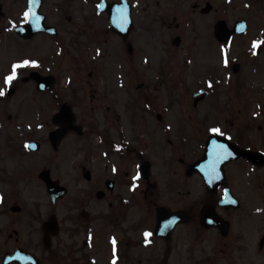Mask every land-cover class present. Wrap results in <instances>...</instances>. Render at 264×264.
<instances>
[{"label": "flooded vegetation", "instance_id": "obj_1", "mask_svg": "<svg viewBox=\"0 0 264 264\" xmlns=\"http://www.w3.org/2000/svg\"><path fill=\"white\" fill-rule=\"evenodd\" d=\"M163 1L0 0V264H264V0H229L231 21L188 0L167 23L186 0ZM159 20L165 57L142 61L203 69L189 108L121 72L153 56Z\"/></svg>", "mask_w": 264, "mask_h": 264}, {"label": "rangeland", "instance_id": "obj_2", "mask_svg": "<svg viewBox=\"0 0 264 264\" xmlns=\"http://www.w3.org/2000/svg\"><path fill=\"white\" fill-rule=\"evenodd\" d=\"M160 7L155 6L154 7V13L155 14H160L161 9H163L164 6V1L163 0H158ZM191 1L186 0V4H182L180 5L179 2L176 3V5L178 6V8L176 10H173V5L172 3H170V7L168 10V13H166L164 15V19L165 22L167 23L168 21H172V14L176 15L177 18L176 20H179L180 22L184 19V16L182 14H180V9H183V7H185L186 5H189ZM218 6H219V11L221 12L220 15H224L226 16L227 20L231 21L233 17H229L230 14V5H232V2L230 3L229 0H217ZM240 4H243V0L239 1ZM243 8L239 7L234 9L236 13L240 12ZM251 21L253 22L252 24L254 26H258V20L259 17L257 15H253L251 18ZM193 33H196L193 32ZM192 33V34H193ZM173 34V29L171 28H167L166 25H160V20L157 23V21L155 22V27H154V45L152 47V55L150 56L148 54L147 49H142V53H139L138 55V62L139 65H136V68L133 67H126V65L123 66V68L121 69V72L123 74H127L131 77L132 81L131 83L133 84V86L136 85V83L140 82V81H148V84L153 83L159 86V80H163L164 82H166L165 84L161 85L160 89H165L164 87H168L169 89L172 90L171 92V96L169 98L170 102H171V109L180 107V106H184V107H191V91L193 90L194 87H196V85L198 84H204L205 82V74H203V69L200 68H196V72L198 74H202V75H198L195 71L192 72H184L185 70L182 69L180 71H175V72H169V70H167L166 73H163V76L161 78H159L158 76H152L153 74V69L154 66H150L149 64H146L142 61V58L144 57V55L148 58H156V57H165L163 54V51L160 49H157L156 47H159L158 45L163 43V42H169L170 41V37ZM189 34V33H188ZM170 46V45H169ZM23 52H32L33 50H31L28 47H25L22 49ZM141 51V50H140ZM179 54H178V53ZM176 55L175 57H177V60H179V62H182L180 58L184 57L182 55V52L179 50L176 51ZM181 53V54H180ZM5 54V53H4ZM155 54V55H154ZM192 58H194V55L192 56ZM208 58H210V56H208ZM110 60V59H108ZM106 62V63H105ZM175 61H172L171 64H174ZM55 67V65H53L52 69ZM156 68V65H155ZM91 69H96L97 73H105V74H110V73H119L120 71L117 69V67L114 64L109 63L108 61H104L103 64H98L96 66L91 65ZM179 70V68H177ZM127 70V71H126ZM186 74L184 77L183 75ZM192 74V75H191ZM199 76V78H198ZM201 76H204V78H202ZM126 90V88H124V91ZM174 90V91H173ZM178 91V93L175 94V92ZM125 95V94H124ZM127 96V95H126ZM175 97V98H174ZM14 98V97H13ZM130 98H132V95L129 94L127 101L130 100ZM12 104V103H11ZM203 105V111L205 112L204 117H203V121L205 123H210L214 120V111L212 108H207L211 106V95L210 97H207V99L205 101H203L201 103ZM170 109V110H171ZM2 110H0V121L2 120V116H4V113H1ZM171 113V112H170ZM1 248V247H0ZM0 259H1V252H0Z\"/></svg>", "mask_w": 264, "mask_h": 264}, {"label": "snow or ice", "instance_id": "obj_3", "mask_svg": "<svg viewBox=\"0 0 264 264\" xmlns=\"http://www.w3.org/2000/svg\"><path fill=\"white\" fill-rule=\"evenodd\" d=\"M30 2H34V0H30ZM34 15H35V13L32 12L31 10H29V11H25V12H24V16L27 17V18H29V20H30L31 17L34 16ZM37 26H39V25L37 24ZM259 43H262V42H261V41H254V46L257 45V44H259ZM225 62L227 63V61H225ZM36 63H37V61H35V60H27V59L14 63V64L12 65V71H11V73L8 74V75L5 77V84H10V83L12 82V80H13V79L16 77V75H17V69H18L19 67H22V66H25V65H29V64L34 65V64H36ZM3 91H4L3 89H0V95L3 94ZM209 131H211V132H213V133H218V132L220 131V129H219V128H211ZM219 148H220V149H223V148H225V146H224V145H220ZM216 151H217V154H218V150H216ZM213 167H214V164H213ZM138 176H139V173H137V176H136V177H133V180H136V179L138 178ZM135 186H136V185L133 184V187H135ZM149 235H151V233L148 232V231H145V236H149ZM146 242H147V241H146ZM115 243H116L115 238H113V245H114V246H115ZM114 250H115V248H114Z\"/></svg>", "mask_w": 264, "mask_h": 264}, {"label": "water", "instance_id": "obj_4", "mask_svg": "<svg viewBox=\"0 0 264 264\" xmlns=\"http://www.w3.org/2000/svg\"><path fill=\"white\" fill-rule=\"evenodd\" d=\"M204 95H205V92L204 93H196V94H194L195 101L198 100L199 98L203 97ZM61 113H63V111ZM45 180H46V184L47 185H51V183H50L51 181L49 179L45 178Z\"/></svg>", "mask_w": 264, "mask_h": 264}]
</instances>
